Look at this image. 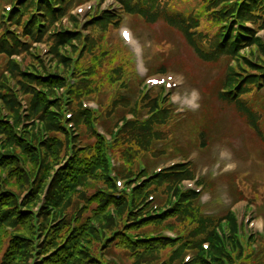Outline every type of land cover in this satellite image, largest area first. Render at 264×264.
I'll list each match as a JSON object with an SVG mask.
<instances>
[{"label":"rangeland","instance_id":"rangeland-1","mask_svg":"<svg viewBox=\"0 0 264 264\" xmlns=\"http://www.w3.org/2000/svg\"><path fill=\"white\" fill-rule=\"evenodd\" d=\"M147 1L156 21L120 0H0V264H264V7ZM186 25L208 51L233 29L254 39L205 60ZM231 70L258 130L220 98Z\"/></svg>","mask_w":264,"mask_h":264},{"label":"trees","instance_id":"trees-1","mask_svg":"<svg viewBox=\"0 0 264 264\" xmlns=\"http://www.w3.org/2000/svg\"><path fill=\"white\" fill-rule=\"evenodd\" d=\"M21 2H23V0H20ZM33 3H37V0H33ZM43 1V0H42ZM124 5L128 8V11L130 13H137L139 15H141V17L145 18L147 22H153L156 21V19H158L161 16V11L156 10L153 6L149 5L150 3L147 0H120ZM224 2L223 7L229 8L232 6H235V4H230L228 2V0H222ZM45 3H49L47 1H45ZM252 7V8H251ZM264 7V0H239L238 2H236V8L233 11V14H236L238 16L239 19H242V17L247 18V16L250 17V15H259V12L257 10V8H262ZM48 11H50V9H48ZM15 16H18V13H20V11L16 8H14L13 13H15ZM166 17H168V20L171 23H175V18L174 15L172 14H165ZM110 15H103L100 20L98 21L99 23H105V22H110L111 21L113 23H116L113 19H110V17H108ZM259 17H262L264 19V16L259 15ZM33 25V22L32 24ZM233 26V25H232ZM242 26L244 27V24H242ZM190 27L188 25L186 26H182V30L184 31L186 38L188 40V42L191 44V46L196 50V52L200 55L201 58L205 59V60H215L219 55V53H223L226 52L229 55L234 56V54L237 53L238 49L241 47V45H243L245 42H250L254 39V35H253V31L251 29L245 28L244 30H230L227 33H223L222 34V38L224 39L222 42H218L219 45L216 47L217 51H208V50H204V48L200 47L198 42L196 41L194 34L195 32L190 31L189 29ZM32 28H28L26 30H28L29 32L31 31L32 34H34L33 30H29ZM74 34H70V35H62L61 39L65 38V37H73ZM256 41H258V39L255 38ZM17 47H19V45L16 46L15 49H17ZM1 49L2 52L11 55L13 53V51H15L14 48H12L8 43H4L1 45ZM217 54H214V53ZM160 71H165V68H162V70ZM261 72H264V69L261 70ZM233 72L232 70L227 74V78L223 83L222 86V90L220 91V98L223 101L229 102V103H235L239 109L240 112H242L245 116H247V118L249 119L250 123H252V125L254 126L255 129L258 130V126H257V122L255 119V114L254 111L252 109V107L248 104V102L242 98L241 96H238L237 91H234L232 88L233 85ZM31 79L36 80L33 76H31ZM55 84V82H54ZM34 91V90H33ZM35 93L33 94V106L35 108V110L40 113L41 115H43V113H45L47 116H49L48 114L50 113L49 109H48V101L46 100V98L43 96V94L38 93L37 91H34ZM44 114V115H45ZM136 121V120H135ZM153 123H155L156 121L153 119L152 120ZM142 128V127H141ZM144 129V128H143ZM133 137L136 136V131L133 132ZM12 158L10 157V154L6 155L5 158V163L7 164V162L9 161V159ZM183 171L178 170V168L172 169L168 172L165 173V178L169 179V180H173V179H177L179 177H187V175L182 174ZM177 195H185L183 192H177ZM196 197V196H195ZM111 195L108 194H101L100 195V205H103L107 202H109L111 200ZM125 199V198H123ZM121 203L122 199H121ZM8 205V204H7ZM11 208H6V210H4V217L6 219V221H15L16 219H19L21 217L25 216V213L22 214H16L14 217H10L9 215V210ZM187 218V217H186ZM229 218L232 219V215L229 214ZM233 226H235V222H232ZM167 239L169 240V242H166ZM146 240H150V241H155L156 240V244H158L159 246H166L171 244V240L168 237L165 236H157V237H146ZM164 240V241H162ZM162 241V242H161ZM222 243V242H221ZM20 247H23V244H21V242H18L17 244V249H19ZM218 251H220V253L223 255V253L225 255H227V257H229V261L232 263L233 259L230 257V254L225 251V248L221 247V246H217ZM201 264H209L204 258L203 256H201ZM215 262H221L222 264H225L224 261L219 260V258H217V256H215ZM98 261V260H97Z\"/></svg>","mask_w":264,"mask_h":264},{"label":"bare ground","instance_id":"bare-ground-1","mask_svg":"<svg viewBox=\"0 0 264 264\" xmlns=\"http://www.w3.org/2000/svg\"><path fill=\"white\" fill-rule=\"evenodd\" d=\"M128 34H129V40L131 41V42H135V43H137L136 41H135V39H134V36H133V34L131 33V32H127ZM139 47V46H138Z\"/></svg>","mask_w":264,"mask_h":264}]
</instances>
